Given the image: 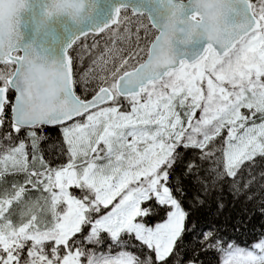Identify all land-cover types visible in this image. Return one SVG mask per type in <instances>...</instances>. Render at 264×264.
<instances>
[{"label":"snow or ice","instance_id":"obj_1","mask_svg":"<svg viewBox=\"0 0 264 264\" xmlns=\"http://www.w3.org/2000/svg\"><path fill=\"white\" fill-rule=\"evenodd\" d=\"M255 201L264 0H0V264H264Z\"/></svg>","mask_w":264,"mask_h":264},{"label":"trees","instance_id":"obj_2","mask_svg":"<svg viewBox=\"0 0 264 264\" xmlns=\"http://www.w3.org/2000/svg\"><path fill=\"white\" fill-rule=\"evenodd\" d=\"M50 135L55 138L56 133L53 132L50 133ZM49 143H52V141H49ZM225 197L226 199H230V197L227 196V192H225ZM241 209H243V212H241ZM260 213L261 208L258 201L252 203L245 202L243 204L237 203L234 208L230 205L225 215L219 218V226L227 230L225 233L227 237H231L238 244L244 246L245 242L249 244L252 243L259 237L260 233L264 232V215ZM243 214H246L244 227L234 231L232 229V223L238 222L239 216ZM228 216H234L237 219L235 221H229L227 220ZM208 259L211 260L213 257L209 256Z\"/></svg>","mask_w":264,"mask_h":264}]
</instances>
